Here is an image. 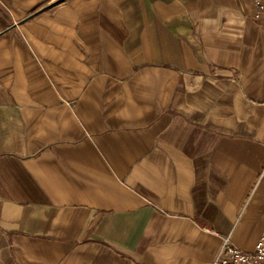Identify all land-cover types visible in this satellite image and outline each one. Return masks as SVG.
Returning a JSON list of instances; mask_svg holds the SVG:
<instances>
[{
  "label": "crops",
  "instance_id": "0c3cea01",
  "mask_svg": "<svg viewBox=\"0 0 264 264\" xmlns=\"http://www.w3.org/2000/svg\"><path fill=\"white\" fill-rule=\"evenodd\" d=\"M255 0H0V264H214L264 229Z\"/></svg>",
  "mask_w": 264,
  "mask_h": 264
},
{
  "label": "built area",
  "instance_id": "2783aa9c",
  "mask_svg": "<svg viewBox=\"0 0 264 264\" xmlns=\"http://www.w3.org/2000/svg\"><path fill=\"white\" fill-rule=\"evenodd\" d=\"M254 17L260 20L264 27V0H255ZM259 177L264 178V167L259 172ZM214 264H264V229L253 249L249 251L234 246L230 236L224 237Z\"/></svg>",
  "mask_w": 264,
  "mask_h": 264
}]
</instances>
